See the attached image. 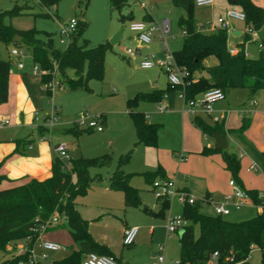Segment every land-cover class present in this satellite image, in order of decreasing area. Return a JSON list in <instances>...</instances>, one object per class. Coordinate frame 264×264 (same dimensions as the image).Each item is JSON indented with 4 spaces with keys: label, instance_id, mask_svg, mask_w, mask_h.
<instances>
[{
    "label": "trees",
    "instance_id": "trees-1",
    "mask_svg": "<svg viewBox=\"0 0 264 264\" xmlns=\"http://www.w3.org/2000/svg\"><path fill=\"white\" fill-rule=\"evenodd\" d=\"M59 0H38L45 7H51ZM82 0H78L80 5ZM176 6L182 7L186 15L181 16L180 26L183 29L182 46L173 51L176 63L188 72L184 93L186 99H193L198 94L212 88H220L224 93L233 88L249 87L252 90L264 89V55L250 57L244 53V44L250 34L246 33L245 41L237 45L239 51L231 54L228 49V32L216 29L205 32L196 27L193 16L196 6L195 0H172ZM235 4L245 13V25L258 31L264 25V8L255 4L253 0H237ZM129 0H111L113 7L122 10ZM12 11H0V41L6 45H26L31 51L33 64L39 66L43 85H46L56 74L58 83L69 89H89L91 79H102L105 70L106 44L90 46L87 40L81 39L85 24L78 17L77 29L70 37L65 47L55 45L52 36L41 38L37 31H22L5 22L6 15L15 14ZM147 18L149 15H145ZM129 17V18H128ZM134 18L133 12L123 19ZM15 35L18 42H13ZM215 58V64H207L206 60ZM11 69L9 60L0 59V105L8 101V83ZM74 71L72 77L69 71ZM180 87H172L165 91L153 90L138 92L128 100L129 116L136 131V145L157 147L160 125L149 123L143 112L137 111L136 106L143 101L160 102L167 95L168 99L177 96ZM47 96L51 94L46 89ZM195 123L207 134L222 133L221 124L209 126L204 120L195 118ZM247 124L242 125V129ZM89 129V128H87ZM40 137H46L49 129L44 124L37 127ZM214 151L204 147L203 153ZM227 168L233 178H237L239 161L234 154L223 152ZM132 150L122 154L118 159V168L110 177V187L120 190L124 196L126 206H140L152 215L164 216L169 209V199H158L160 210L153 211L143 205L139 190L130 183L133 173H125L121 166L130 161ZM113 159L111 154H104L96 158L70 159L66 165L63 160L55 157L52 164V175L44 180L29 179L21 184L0 189V250H7L8 245H15L30 237L27 243L33 245L40 234L39 226L58 212L65 214L68 230L77 249L72 250L62 259L63 264H82V256L90 252L108 255L115 259L111 249L94 239L89 231V222L83 218L76 207V199L84 196L91 188L89 167L103 166ZM0 182L5 179L1 173ZM147 182H152L161 176V169L140 173ZM101 179V178H99ZM256 205L262 200L257 192L248 191ZM207 198V197H204ZM203 204L197 200L195 204L185 203L182 217L186 221L180 233V262L181 264H236L247 262L253 249H261L260 264H264V215L258 213L243 221H231L221 215H210L202 211ZM198 227V234L195 227ZM49 231V229L47 230ZM46 231V232H47ZM218 253L215 261L212 254ZM29 252L14 254L0 262V264H18L28 261ZM116 260V259H115Z\"/></svg>",
    "mask_w": 264,
    "mask_h": 264
},
{
    "label": "rangeland",
    "instance_id": "rangeland-1",
    "mask_svg": "<svg viewBox=\"0 0 264 264\" xmlns=\"http://www.w3.org/2000/svg\"><path fill=\"white\" fill-rule=\"evenodd\" d=\"M221 1L224 0H216L211 5H196L193 12L195 24L211 25L217 20L219 14L225 15V9L219 6ZM256 1V4L259 3L258 5L264 8V0ZM227 3L230 6V3ZM237 7L239 10V6ZM14 9H16L15 14L6 15V23L22 31L35 30L41 38L50 35L55 45L59 47H65L61 43V25L69 22L72 17H78L85 24L81 34L82 40H87L92 47L106 44L103 78L91 79L88 90H72L65 86L59 87L58 77H56L53 82V91L51 95L45 98L44 111L40 114L47 116L45 119L42 117L35 122L48 127V137L52 138L57 145L64 143L70 148L68 150L69 159L96 158L104 154L113 156L112 161L107 165L89 167L91 188L86 195L76 199V205L82 215L90 217L91 233L98 239H105L107 245H110L116 263L153 264L156 256L163 254L164 264H175L176 261L180 260L179 236L181 231L168 234L166 226L170 218L182 217L184 203L179 197L177 195L169 196L170 205L164 216L152 215L145 212L140 206L126 207L122 192L116 189L108 192L106 186L108 177L118 168L119 157L131 150L130 161L121 166L124 171H141L140 169H151L147 167L157 165L153 166V162L157 163V160L152 151L143 147L135 148V129L123 110L127 109L129 98L134 97L138 91L145 90L141 87L147 86L153 79L152 72L161 70L158 67L142 70L139 66L141 60L151 53H157L158 57H163L162 46L157 34L152 35L153 42L151 45L141 46L136 33L130 30V22L133 20L128 19L129 17L123 18L133 12L135 21H140L142 15L148 13L152 18L151 21L156 24L163 17H168L171 21L172 33L166 41L169 50L173 52L179 49L183 43V30L179 22L181 16L186 15L185 10L176 6L172 0H129L122 10L113 7L111 0H82L80 5H78V0H59L57 4L51 7L42 6L38 0H0V11H12ZM119 33L121 34L120 40L112 43L114 37ZM255 37L257 42L250 41L251 38L245 41V50L250 57L264 55V51L261 52L258 46V42L264 41V25L256 31V36L253 38ZM235 40L236 38L228 33L230 46H235ZM14 47L25 52L23 59L27 65L33 63L31 51L26 45H6L1 41L0 59L8 60L9 57L14 59L15 57L11 55V50ZM128 48L141 52V56H129L127 54ZM210 59L215 60V58ZM69 74L72 77L75 76L72 70L69 71ZM179 100L182 101V99ZM142 104L155 107L159 115L163 113L159 110V106L165 105L162 102L161 104L140 102L137 107L139 108ZM82 115L87 116L86 123L95 120L104 130L99 132L79 125ZM156 122L160 123L159 121ZM179 135H181L180 130L171 123L169 129L160 128L159 142L161 140V142L176 143ZM69 159L65 163H68ZM132 183L140 189L139 195L142 204L156 208L158 199L153 191L152 183H146L141 175H135ZM230 209L233 213L225 216L228 220H233L232 217L237 213L255 211L254 214H245L248 216L239 221L247 220L257 213L254 207H241L239 209L230 207ZM202 211L206 214L215 215L209 204L203 205ZM151 220H156L159 224L156 226L157 235L154 238L148 232V228L152 224ZM60 222L61 226L56 229H49L46 237L52 238L51 241L66 246L67 249L55 253L49 252L41 248L38 243L35 247V257L39 264H52L54 259H60V257L68 255L77 248V244L73 241L68 230L65 214H61ZM135 225L139 226V230L134 243L124 245V229ZM198 232L196 226V235ZM24 244L25 241L21 240L14 246L8 245L7 250H0V262L14 254L22 253L19 252V246ZM261 253L260 248L253 249L247 262L242 261L236 264H260Z\"/></svg>",
    "mask_w": 264,
    "mask_h": 264
},
{
    "label": "crops",
    "instance_id": "crops-1",
    "mask_svg": "<svg viewBox=\"0 0 264 264\" xmlns=\"http://www.w3.org/2000/svg\"><path fill=\"white\" fill-rule=\"evenodd\" d=\"M226 1L229 2L228 0H224L219 4L221 8L223 7L225 9V12L229 7V4ZM253 2L256 4L257 1L253 0ZM258 4L259 3H257V5ZM145 15L149 16L145 18ZM220 15L222 14H219V16ZM132 20H136L135 16ZM143 20L153 22L148 13L142 15L140 21ZM227 22L232 27L231 32H236V34H238L231 35L236 38L234 41L235 46L243 43L246 35L245 23L229 18L227 19ZM208 25L204 26L203 24H197L196 27L205 32L214 31ZM228 46L230 45L228 44ZM8 60L11 62L8 83V101L0 105V118L9 119L10 125L0 128V162H3L1 173L5 175V179L0 182V189L21 184L29 179L44 180L50 177L52 175L53 161L55 157L58 156L56 151L58 145L56 142L52 138H49L48 135L46 137L38 136L36 130L41 124L36 123L35 121L39 118L42 119V117L45 119V116H47L45 114L40 115L44 111V101L47 97L46 87L42 83L41 74L34 72L33 63L27 65L24 62V59L20 60L17 57L12 59V57H9ZM19 61L23 62V68L18 66ZM206 63L215 64L216 60L208 59L206 60ZM139 68L142 69L140 66ZM151 76H153V79L149 84L141 87V89L144 88L145 90L138 92H150L153 90L165 91L169 88L168 77L164 70L161 69L152 72ZM229 91L225 93L224 100L213 104V112L210 115L204 113H198L196 115L189 114L186 111L185 102L179 100L178 93L177 96H174L173 98L163 99L164 101L162 100L160 102H153L157 104H161L162 102L165 104L167 109L162 111V115L157 114L158 110L156 111V108L153 106L150 107L146 104H142V106L138 108L137 105L136 110L143 112L147 122L157 123L156 121H159L160 123L157 124L160 125V128H164V130L169 129L170 124L173 123V125L180 130L181 135L177 137L176 143H166L164 141L161 142V140L159 142L158 131L157 147H146L140 144L136 145L137 139L135 131V148L138 149L143 147L144 149L152 151L154 155H156L157 160V163L153 162V166L155 164L157 165H155V167H147L151 169H140L141 171H124L121 168L125 173L134 174L130 180L131 185L135 187L132 183V179L135 175H140V173L146 171L154 172L160 168L161 176L173 179L178 190L185 191L196 198L207 197L210 201L223 199L225 196L232 193L229 181L235 179L233 178L231 171L227 168L224 160L223 152H227L234 154L239 161V169L237 173L238 179L235 180L247 191L257 192L258 194L264 193V89L252 90L249 87H240L230 89ZM203 93L204 92L198 94L195 98H200ZM124 111L125 115L130 118L128 104L127 109L123 110V112ZM194 116L204 120L209 126L221 124L223 132L220 134L227 138L228 146L222 150L216 149L214 135L205 133L195 123L194 120L196 117L194 118ZM215 118H218V121H215ZM244 123L247 124V127L242 129L241 127ZM22 128H29L31 133L28 137L22 140H16L14 137ZM204 147L212 148L214 151L205 154L203 153ZM68 150H70L69 147ZM179 154H184V158L181 159ZM252 164H255L259 170H249ZM111 176L108 177L106 186L108 192L113 191V188L110 187L109 183ZM143 179L145 180L144 177ZM145 182L152 183L147 182L146 180ZM137 189L140 193V189ZM207 204L213 208L211 203ZM143 205L146 204L143 203ZM230 207L232 208L233 206L230 205ZM244 207H254L257 212L255 215L258 213L264 215V206L256 205L252 197ZM149 208L153 211H159V201L156 208ZM249 212L250 211L243 214H234V217L232 218L233 220L236 219V221H239L246 218L249 214H254L255 211L251 210V212ZM231 213L233 212L230 211V214ZM82 217L88 220L90 231V217L87 215H82ZM151 221L152 224L150 225V228H148V232L151 237L154 238L157 235L156 226L159 224L156 220ZM60 226L61 224L51 229H56ZM47 232H45L42 237L51 240L52 238L46 237ZM92 236L99 243L107 245L105 239H98L93 234ZM107 246L111 249L110 245ZM111 251L113 252L112 249ZM64 257L54 259V261L63 264L62 259ZM84 258L85 255L82 256V262Z\"/></svg>",
    "mask_w": 264,
    "mask_h": 264
},
{
    "label": "built area",
    "instance_id": "built-area-1",
    "mask_svg": "<svg viewBox=\"0 0 264 264\" xmlns=\"http://www.w3.org/2000/svg\"><path fill=\"white\" fill-rule=\"evenodd\" d=\"M25 1H31V0H25ZM214 2L215 0H195L197 6L211 5L214 4ZM228 18L245 22L246 16L241 9L238 10L237 5L230 4L229 8L225 12V15L223 16L220 15L217 18V20L210 25V28L212 30H216V29L226 30L228 33L232 35L231 32L232 27L227 22ZM77 25H78V21L75 17H72L69 20V22L61 25L60 35H61L62 44H64L65 46L68 44L70 37L72 36V34L76 32ZM130 30L136 33L137 39L140 42L141 46L151 45L153 42L152 40L153 34H157L161 42L163 57H158L157 53H151L148 56H145L141 60L140 67L142 69H151L154 67H158L164 70L167 74L169 84L172 87L182 88L178 92V97L185 102L186 111L189 114L191 115H196L198 113H204L208 115L212 114L213 104L215 102L224 100L225 93L220 88H212L205 91L200 98L186 99L184 93V87L186 85L185 79L186 76L188 75V72L183 68H181L176 63L173 52L169 50L166 41L167 37L172 33L170 19L168 17H163L161 21L156 24L153 22H146V21H131ZM246 33L250 34L249 37V39L251 38L250 41L252 40V42H257L256 37L253 38V36H256V31L251 26H246ZM244 45H246V43ZM258 46L260 51L263 52L264 42H258ZM228 49L231 54H236L239 51L237 46H228ZM244 53L245 55H249L245 50V46H244ZM11 54L19 58L20 60L23 59L25 56V52L16 47L12 48ZM127 54L129 56H137V57L141 56V52L130 48L127 49ZM18 66L20 68H23L24 67L23 62L19 61ZM33 71L40 74L42 73L39 66L36 64H33ZM56 77L57 75L55 74L54 78L46 85V89L48 88V90H50L51 93L54 88L53 82L56 79ZM58 86L64 87L59 83ZM164 99H168L167 95L164 96ZM166 109L167 107L165 105L159 106L160 111H164ZM87 119L88 118L86 115H82L79 121V125H82L85 128L95 129L98 131L103 130L102 126H99L95 120H91L88 123H86ZM215 121H218V118H215ZM8 125H10L9 119L0 118V128L6 127ZM56 151L58 158H60L64 162L67 159H69L68 147L66 144L62 143L58 145ZM179 157L181 159L184 158V154H179ZM68 161H69L68 163L67 162L65 163L66 165L70 164V159ZM249 170L258 171L259 168L255 164H252ZM229 184L232 188V193L230 195H227L223 199L217 201H210L208 200V198H196L195 196H192L191 194H188L185 191L178 190L173 179L167 177H158L152 181L153 191L157 199H169L170 195H177L181 200V202H183L184 204L185 203L195 204L197 200H199L203 205L207 203H211L215 215H221V216H226L230 214L231 211L230 205L239 209L241 207H244L251 198L249 192L245 190L235 179H231L229 181ZM258 198L262 200L260 206H264V193H259ZM60 217L61 214L55 212V214H53L49 218V220H47L45 223L40 224L39 226L40 234L31 247H29L27 244L31 238L28 237L26 238V240H24L25 244L23 246H19L20 249L19 252L22 253L29 252L30 259L28 261L21 260L18 262V264H39V261L35 257V247L38 243L40 244L41 248L49 252H57L60 250L67 249L66 246L42 238V234L45 233L48 229L54 228L61 223ZM185 224L186 221L183 219V217L170 218L169 223L167 224V232L171 234L173 232L183 231ZM138 230H139L138 226H132L126 228L123 234V244L124 245L133 244ZM161 249L163 250L162 247ZM217 256L218 253L214 252L212 254V260L215 261ZM164 263H165V258L163 254H158L156 256L155 261L153 262V264H164ZM83 264H117V263L116 260L111 256L100 255L95 252H90L85 256L83 260ZM175 264H181L180 260L176 261Z\"/></svg>",
    "mask_w": 264,
    "mask_h": 264
},
{
    "label": "water",
    "instance_id": "water-1",
    "mask_svg": "<svg viewBox=\"0 0 264 264\" xmlns=\"http://www.w3.org/2000/svg\"><path fill=\"white\" fill-rule=\"evenodd\" d=\"M232 3H236L237 0H230ZM233 35H238L236 34V32H232ZM121 38V34H117L114 39L112 40V43H115L116 41L118 42ZM19 41V36L15 35L13 42H18ZM31 133V130L29 128H22L20 131H18V133L15 135V139L16 140H22L26 137L29 136V134ZM214 138H215V148L218 150H222L225 149L228 146V141L227 138L225 136H222L219 132H216L214 134ZM182 233V231H181ZM52 264H61L58 261H53Z\"/></svg>",
    "mask_w": 264,
    "mask_h": 264
}]
</instances>
